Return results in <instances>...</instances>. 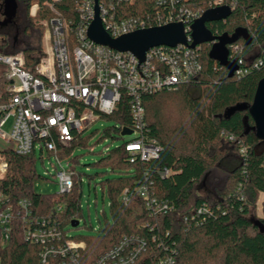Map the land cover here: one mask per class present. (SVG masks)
<instances>
[{
    "label": "trees",
    "instance_id": "16d2710c",
    "mask_svg": "<svg viewBox=\"0 0 264 264\" xmlns=\"http://www.w3.org/2000/svg\"><path fill=\"white\" fill-rule=\"evenodd\" d=\"M82 0H15L16 11L10 21H0V54L23 53L26 68L33 66L41 45L42 27L29 16L38 4L36 17L51 19L52 5L66 20L76 21ZM213 0H190L185 7L201 14ZM231 8L230 15L206 28L215 36L244 32L230 54L247 70L240 77H227V70L208 58L211 44L200 46L202 70L191 81L154 94L144 95V135L156 140V158H132L120 145L100 153L89 166L96 172L78 169L75 149L86 148L104 140L121 138L120 127L131 126L129 96L123 92L117 109L102 115L104 127L75 137L67 148L58 147V155L75 172L73 187L67 194L36 192L38 180H51L37 173L36 152L19 155L1 151L7 171L0 180L2 203L7 209L8 238L0 226V264H36L43 249L39 243L24 238V231L41 223L58 228L61 238L84 242L79 261L90 264L124 237L142 238L147 250L137 264L170 256L174 264H264V215L252 218L259 195H264V141L255 137L254 123L247 108L251 105L257 83L264 78V0H222ZM118 18L155 17L154 0H113ZM230 46V45H229ZM5 70L0 68V103L7 100L4 90ZM241 106L228 115L230 108ZM44 152L38 151L42 162ZM47 154V153H46ZM48 155V154H47ZM132 160V161H131ZM164 171L168 174L164 175ZM99 186L101 199L107 198V213L98 220L97 231L79 224L82 216V183ZM145 186L149 195L167 207L164 214L150 215L140 196ZM96 194V191H95ZM25 201L23 207L20 202ZM77 221L76 226L72 223ZM87 233L71 235L74 230Z\"/></svg>",
    "mask_w": 264,
    "mask_h": 264
},
{
    "label": "built area",
    "instance_id": "2783aa9c",
    "mask_svg": "<svg viewBox=\"0 0 264 264\" xmlns=\"http://www.w3.org/2000/svg\"><path fill=\"white\" fill-rule=\"evenodd\" d=\"M188 1L154 0L155 6L164 9V13L157 10L155 17L118 18L113 0H100L99 18L111 38L154 26L182 23L190 43V26L201 13L185 7L184 2ZM209 5L210 9L225 6L222 0H213ZM48 8L54 13L49 20L36 17L38 4H33L29 10L33 23L42 27L40 51L30 69L26 68L23 53L0 54L7 94V100L0 103V180L7 171L1 151L11 150L19 155L42 151L53 159L52 170L45 169L44 175L53 178L56 193L63 195L71 191L75 172L69 169L66 160L59 158L58 147H69L76 136L91 131L102 115L113 113L123 92L130 98L131 117V126L120 127V131L124 128L131 130L125 150L132 158L145 161L156 158L159 145L144 135L141 99L144 95L169 90L196 78L202 70L201 45L194 48L182 44L151 47L143 61H139L129 52L98 45L88 38L87 29L94 18L93 0L81 1L76 21L63 18L51 4ZM237 49L236 45L228 46L232 54ZM230 57L229 54V60L237 65L233 73L236 77L247 72L238 59L231 60ZM10 118L11 124L5 130ZM108 148L105 147L102 153ZM139 190L150 215L166 212V205L149 195L145 186ZM20 204L26 206L25 201ZM8 219L7 209L1 210L0 226L4 239L8 238ZM24 238L43 246L36 264H82L79 258L80 250L85 248L84 242L66 237L63 240L55 224L42 222L34 230L26 229ZM146 250L142 238L124 237L90 264H137ZM147 264L174 263L172 257L164 256L153 257Z\"/></svg>",
    "mask_w": 264,
    "mask_h": 264
},
{
    "label": "water",
    "instance_id": "95a60500",
    "mask_svg": "<svg viewBox=\"0 0 264 264\" xmlns=\"http://www.w3.org/2000/svg\"><path fill=\"white\" fill-rule=\"evenodd\" d=\"M93 1L94 18L87 29V36L94 43L119 52H129L139 61H143L146 51L151 47H175L182 44L187 45L189 48H194L197 45L207 43L211 44L208 51V58L224 67L227 70L228 78L233 76L237 65L229 60L228 46L235 43L239 38H245L244 32L237 30L231 35L223 33L219 36H215L206 28L207 23L219 22L226 19L231 13L228 6H220L204 11L190 26L191 42L189 43L182 23H169L162 26H154L137 30L117 38H111L105 32L100 22L98 10V3L100 0ZM2 4V14L6 20L10 21L16 11V2L15 0H2ZM241 108L242 107L239 105L230 108L226 113L230 115L235 110H240ZM247 111L254 123L253 129L255 137L264 141V78L257 83L252 103L247 108ZM130 134L131 130L126 128L120 132L121 136H128ZM77 223V221H74L72 226H76Z\"/></svg>",
    "mask_w": 264,
    "mask_h": 264
},
{
    "label": "rangeland",
    "instance_id": "374dc122",
    "mask_svg": "<svg viewBox=\"0 0 264 264\" xmlns=\"http://www.w3.org/2000/svg\"><path fill=\"white\" fill-rule=\"evenodd\" d=\"M2 0H0V3ZM4 19L3 14L0 13V21ZM12 119L10 118L6 122L5 130L8 129V127L11 124ZM105 124L102 120L97 121L92 128L90 129L91 131L93 129H101L104 127ZM89 131V132H91ZM88 133V132H87ZM116 139L114 141L111 140H104L99 144L92 145L95 137L92 138L90 141L89 145L86 148H77L74 151V155L78 156V163L79 165L77 166L78 169L83 170L86 174H94L96 171L92 169L89 164L92 162H95L100 153L104 150L105 147H113L116 145H120L124 140H127L126 137L121 138L114 134ZM120 135V134H119ZM37 154V163L35 165L36 171L39 175L44 176L47 178V176L44 175L45 169H47L49 172L52 170V157L48 156L46 153H44L43 160L42 162L39 160V155L38 151H36ZM52 173V172H51ZM50 178V177H49ZM48 179V178H47ZM94 182L91 181L89 184L87 183L86 177L83 178V183H82V198H81V213L82 216L79 219V224H83V222H86L87 225H90L94 230L92 231L93 233L97 231V228L99 227V222L103 221V217L101 214L102 209L107 213V208H108V203H107V198H105L104 202H102L101 199V192L99 186H96L95 189L93 188ZM34 189L36 192H56V185L53 179L51 180H38L34 186ZM96 191V194H95ZM264 215V195H259L258 201L256 203V208L254 212L252 213V218H261ZM87 233L86 230L84 229H79V230H74L71 231V235H76V234H85Z\"/></svg>",
    "mask_w": 264,
    "mask_h": 264
},
{
    "label": "flooded vegetation",
    "instance_id": "af4514ba",
    "mask_svg": "<svg viewBox=\"0 0 264 264\" xmlns=\"http://www.w3.org/2000/svg\"><path fill=\"white\" fill-rule=\"evenodd\" d=\"M0 5H2V2L0 3ZM0 13H2V9L0 10Z\"/></svg>",
    "mask_w": 264,
    "mask_h": 264
},
{
    "label": "crops",
    "instance_id": "0c3cea01",
    "mask_svg": "<svg viewBox=\"0 0 264 264\" xmlns=\"http://www.w3.org/2000/svg\"><path fill=\"white\" fill-rule=\"evenodd\" d=\"M4 17V16H3ZM4 19H5V17H4ZM260 195H262V194H260Z\"/></svg>",
    "mask_w": 264,
    "mask_h": 264
}]
</instances>
